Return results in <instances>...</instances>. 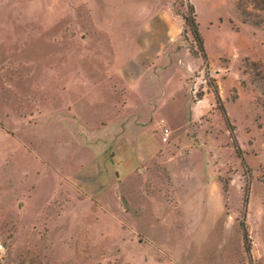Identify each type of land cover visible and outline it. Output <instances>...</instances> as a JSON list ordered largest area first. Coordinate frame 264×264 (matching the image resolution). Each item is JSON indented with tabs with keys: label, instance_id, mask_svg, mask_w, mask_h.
<instances>
[{
	"label": "rangeland",
	"instance_id": "1",
	"mask_svg": "<svg viewBox=\"0 0 264 264\" xmlns=\"http://www.w3.org/2000/svg\"><path fill=\"white\" fill-rule=\"evenodd\" d=\"M0 264H264V0H0Z\"/></svg>",
	"mask_w": 264,
	"mask_h": 264
},
{
	"label": "trees",
	"instance_id": "2",
	"mask_svg": "<svg viewBox=\"0 0 264 264\" xmlns=\"http://www.w3.org/2000/svg\"><path fill=\"white\" fill-rule=\"evenodd\" d=\"M184 20H185V23L187 24L188 19L184 18ZM189 28L191 29V33H192V35H193V37L197 43V47L200 50V53H201L203 59H207L206 54H205L204 49H203L202 41H201L199 34H198V27L194 23V21H192L191 24H189ZM244 203H246V198H245ZM242 232H243V240H244V244L246 247V251L249 252L250 251L249 246L247 247V243L249 242V237H248L247 231L244 228H242Z\"/></svg>",
	"mask_w": 264,
	"mask_h": 264
},
{
	"label": "built area",
	"instance_id": "3",
	"mask_svg": "<svg viewBox=\"0 0 264 264\" xmlns=\"http://www.w3.org/2000/svg\"><path fill=\"white\" fill-rule=\"evenodd\" d=\"M168 137V130H164L163 131V139L166 140V138Z\"/></svg>",
	"mask_w": 264,
	"mask_h": 264
}]
</instances>
